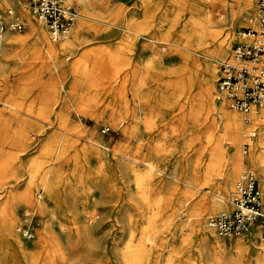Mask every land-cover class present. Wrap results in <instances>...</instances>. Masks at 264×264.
I'll list each match as a JSON object with an SVG mask.
<instances>
[{
	"label": "rangeland",
	"instance_id": "374dc122",
	"mask_svg": "<svg viewBox=\"0 0 264 264\" xmlns=\"http://www.w3.org/2000/svg\"><path fill=\"white\" fill-rule=\"evenodd\" d=\"M65 1L77 7L76 22L63 40L52 43L67 40L78 20L84 26L76 50L66 48L57 65L29 33L30 22L44 27L47 41L50 38L46 26L29 13L27 2L4 0L0 5L5 22L16 17L24 24L22 32L8 30L14 37L21 36L12 46L1 43L0 47V151L10 155L19 150L14 133L22 127L28 150L17 158V164L8 160L0 175V264H232L231 259L252 264L251 250L241 257L233 246L250 237L258 250L264 239L246 234L219 238L213 232L208 239L201 232L205 217L217 213H211L210 199L226 207L241 170L253 169L263 198L264 178L248 160L234 169L230 185L222 186L220 174L228 149L226 139L218 143L216 138L223 133L222 121L216 111L179 97L174 82L180 83L179 77L186 85L192 83L196 92L209 63L217 77L238 30L254 15L255 0H250L246 10L229 7L241 19L222 56L216 54L210 39L199 50H188L190 45H183L184 40L177 43L183 30H167L168 20L176 19V27H182L190 13L204 21V8L219 0H179L178 16L168 14L169 0H108L98 11H86L84 0ZM9 9L13 15L7 14ZM225 11H221L222 18L228 20ZM160 25V35H169V42L149 49L145 36L159 35ZM226 25L222 21L215 28ZM183 53L189 63L179 74ZM141 74L148 85L143 94L151 101L142 116L132 109L134 80ZM217 92L222 106L238 116V156L246 160L253 153L264 158L260 148L264 124L254 121L250 125L256 131V144L243 153L242 136L248 125L242 113L229 108L223 93ZM190 106L202 116L196 122L200 126L191 122ZM209 130L214 138L204 139ZM47 137L49 150L65 149L60 150L57 175L48 174L42 181L46 163L29 178L21 159L41 151ZM122 155L143 163L134 162L132 174ZM145 160L155 163L158 172L147 174ZM41 182L50 185V199L41 193L37 199L43 206L36 209L33 201ZM24 187L30 199L20 203L17 195ZM216 241L225 249L217 247Z\"/></svg>",
	"mask_w": 264,
	"mask_h": 264
},
{
	"label": "bare ground",
	"instance_id": "6f19581e",
	"mask_svg": "<svg viewBox=\"0 0 264 264\" xmlns=\"http://www.w3.org/2000/svg\"><path fill=\"white\" fill-rule=\"evenodd\" d=\"M169 1H170V4L168 5V8H167L168 14L176 13L178 16V12L180 10L179 8L181 6L180 5L181 1H179V0H169ZM3 3H4V0H0V5ZM66 3H68V2H66ZM107 3H108V0H95V1H91V2H86L84 0V7L83 8L86 11H93V10L98 11L99 9L105 8ZM249 5H250V0L240 1L238 3H231L228 0H219V2L211 3L206 8H204V10H206L205 12L204 11L202 12L203 13L202 15L205 17L204 21L202 20L201 16H198V17L192 16L191 17L192 14L190 13L189 17L184 22L185 24H182V27L181 26H178V28L176 27V25H177L176 19L168 20V22H167L168 29L167 30H169V31H173L176 29L183 30L185 32V34L184 35H178L177 43L180 45L181 44L180 39L184 40L183 45H187V46H188V44L190 45L189 47H187L188 50L189 49L199 50V48L204 45L205 41L210 39L213 42H215L216 54L218 56H222L226 52V49L228 48L229 43L232 40L233 29L236 25V22L241 19L240 15L234 16V14H233L234 11L233 10L229 11L228 10L229 7L231 6V8H234L235 6H238V7H240V10H246ZM198 9L201 10L202 5H200V8H198ZM9 10H11V9H9ZM81 10H83V9H81ZM120 10H121V12L125 11L124 8H120ZM194 10H196V8H194ZM222 10H226L225 14L228 17V20L225 18H222L224 16L223 14H221ZM11 11L13 13V10H11ZM173 11H175V12H173ZM173 17H175L174 14H173ZM187 20L190 21V23H191L189 26L186 24L188 22ZM38 21H40V20H38ZM222 21L227 22V25L224 27H221V29L215 28ZM151 25H153V24H151ZM83 26H84V22L82 20H78L75 27H74V30H72V32L70 33V36H68L69 38L67 40H65L64 42H61L60 44L52 43L54 41H52L50 38H49V41H47V39L45 37L47 35V33H46L44 27L34 26L33 23L31 24L30 22H29V27H30L29 33H30V35H33L36 37V40L39 42V45L37 44V46L40 48V50H41V47H40V45H41L42 48L45 50L46 54L49 55V57H51L52 60L54 61V65H57L59 63V61L62 59V56L65 55L64 51L66 48L71 47L73 51L76 50L77 43L81 40L80 35H82V33L80 32V30L81 29L83 30ZM161 29H162V25H160L156 29V31H159V35L145 36V40H146L145 45L149 49L153 48L155 46H158L160 44H164L166 42H169V37H168L169 35H160L162 33ZM140 34L141 33H137L136 36H142ZM20 37L21 36L14 37L10 34H6V36L4 37V44L7 43L9 46H12L13 43L15 42V40H18ZM0 54H1V51H0ZM186 54L183 53V56H182L183 62L180 66L179 74L185 70L187 64L189 63L188 62L189 59H187ZM114 59L112 57H110L109 61H112V60L114 61ZM178 78H177V80L180 81V83L174 82V86L177 90V92H175V93H177L179 97H184L188 100H191L193 102L192 104H194V105H198V104L205 105L208 107L209 110L216 111L217 117L222 121V129H223L222 132L223 133L221 134V136L216 137V138L218 139V143H219V141L222 142V140H225V139L227 141V148H228L227 149V156H226V158L223 159L225 161V164H224L222 173L220 174L222 176V186L227 188L228 184L230 185L234 169L243 164L242 163L243 160L238 156V153H237L238 139H237L236 133L239 131V128H240L238 116L234 113L228 112L222 106V103L220 102V99H222V98L220 97L219 93L217 92L218 89L216 90L217 87L214 86V81H216L217 77H216L214 65L212 63H209L206 65L205 71L202 74V76L200 77V84L198 85L199 87H198L197 91L194 93L192 90V86H193L192 83H188L186 85V84H184V81H181ZM134 82H136L137 88H136L135 93L133 92L134 99H133V108L132 109H133L134 113L139 112V115L142 116V113L148 107L149 102L151 103L149 97L144 96L143 91H142L144 89V87H146L148 85L146 83V79L144 77V74L139 75V79L138 80L135 79ZM161 92L163 94H169L168 90H166V89H162ZM191 106H193V105H191ZM191 106L189 109L191 122L195 126H200V124H197L196 122L200 121L202 116L199 115L198 110L196 111L195 109H191ZM122 108H126V105H122ZM194 108H196V106ZM28 124L31 125L32 123H28ZM206 127H209V126H206ZM210 127H211V125H210ZM25 130H26L25 127H22V130L14 133V142H15L14 145L17 148H19V150L17 152H15L14 154H10V155L9 154L4 155V151H0V175L1 174L4 175V167H6L8 160H9V162H10V160H12V161L15 160L14 162H16V164H17V160H18L17 158L19 156L25 154L28 151L26 149L27 146L24 147V145H25L24 143L27 140V138H25ZM204 133H205L204 139L214 138V136H212L210 134V130L206 131ZM39 135H40V133H39ZM50 142H51L50 137H47L46 139L44 138L43 147H42L41 151H38V152L35 151L30 156L25 158L24 160L21 159V161H23L22 165L26 169L29 178H32L34 176V174L37 172L38 168L41 167V165L46 164V163L48 164V167L45 170V172L43 173V180L42 181L45 180V178L47 177L48 174L52 178L56 177L57 172H58L57 171V164L60 161V158L63 154L62 151H64L65 149H63V148H57L56 149L55 148L52 152L51 150H49L50 145H48V144ZM255 144H256L255 140H253L250 148H254ZM61 149H62V151H60ZM49 151L52 152L51 157L46 158L47 153ZM117 156H119V155H117ZM121 160L127 164V166L130 169V172L132 174H134L133 173L134 172V162L143 163V160H137L132 155H122ZM211 160H213L214 162L218 161L217 159H215L212 156H211ZM248 160L252 164H254V167L255 166L257 167L258 173L261 175L262 178H264V158L261 156H255L253 153H250L248 155ZM144 162H146L145 167H146V173L147 174L151 175L154 172H158V169L156 168L155 163H153L151 161H146V160ZM9 165H10V163H9ZM176 179H177V177H176ZM184 181H185V184H188V181H186V180H184ZM43 183L44 182H41V185L40 186L38 185L39 188H37L38 190L35 194L36 200L33 201L34 202L33 208L34 207L36 209L42 208V206H43L42 203H40L37 199V198L41 197V193L44 194V196H45L44 198L50 199L51 187H50V185L44 186ZM28 191L29 190L26 187H24L18 193V195H17L18 202H20V203H27L28 202V200L30 199V197H29L30 193L28 194ZM209 203H210V207L212 208L211 213L218 212V211L221 212V210L228 209V207H229V202L226 204V207H225V205H223L224 203L221 205L220 202H217L213 198L210 199ZM2 219H4V218H2ZM212 232H213L212 229H210L206 225H204V229L201 232V236H202V238H208L209 239V236H210V234H212ZM252 239L253 238L247 237L242 242L236 243L233 247H235L237 249V251L239 252L241 257L244 256L246 251L251 250L252 253H254V255L251 256V257H253V263L252 264H264V242H262L258 245V250H254V248L252 246V245H254V242L252 241ZM212 240H213V237H212ZM215 245L217 247L225 249V247L223 246V244L221 242L219 243L218 241H216ZM231 262H232V264H237L234 262L233 259H231Z\"/></svg>",
	"mask_w": 264,
	"mask_h": 264
},
{
	"label": "built area",
	"instance_id": "2783aa9c",
	"mask_svg": "<svg viewBox=\"0 0 264 264\" xmlns=\"http://www.w3.org/2000/svg\"><path fill=\"white\" fill-rule=\"evenodd\" d=\"M29 13L42 21L52 41L63 40L78 14L74 4L64 0H25ZM7 14L12 15L11 10ZM249 24L237 32L227 57L219 64L217 89L223 93L227 106L242 113L248 128L243 133L241 150L247 153L254 137V121L264 124V0H255L254 15ZM24 24L16 17L5 22L0 13V44L4 32H22ZM264 152V146L260 147ZM230 208L205 217L204 224L219 238L238 237L254 232L264 239V198L251 168L237 175L229 192Z\"/></svg>",
	"mask_w": 264,
	"mask_h": 264
},
{
	"label": "crops",
	"instance_id": "0c3cea01",
	"mask_svg": "<svg viewBox=\"0 0 264 264\" xmlns=\"http://www.w3.org/2000/svg\"><path fill=\"white\" fill-rule=\"evenodd\" d=\"M67 2V1H66ZM69 3V2H68ZM10 18V17H9ZM41 22V21H40ZM42 23V22H41ZM43 24V23H42ZM80 32L83 34V30L81 29L80 30ZM96 32H94V33H92V34H95ZM6 34H8V31H6V32H4V35H3V38H2V44L4 45V37L6 36ZM81 37H82V35H81ZM0 47H1V44H0ZM0 51H2V50H0ZM243 156V155H242ZM244 157V156H243ZM242 163H243V165H245L246 163H248V155L246 156V160H243L242 161ZM260 181H261V179H260ZM261 187V186H260ZM230 208V205H229V207H228V209ZM228 209H225V210H221V211H226V210H228ZM218 212H220V211H218ZM217 212V213H218ZM215 214V213H214ZM247 236H254L255 238H256V234L254 233V232H251V233H248V234H246V237Z\"/></svg>",
	"mask_w": 264,
	"mask_h": 264
}]
</instances>
